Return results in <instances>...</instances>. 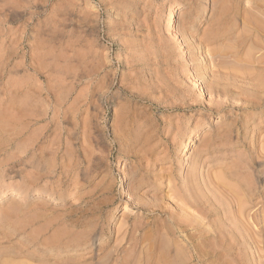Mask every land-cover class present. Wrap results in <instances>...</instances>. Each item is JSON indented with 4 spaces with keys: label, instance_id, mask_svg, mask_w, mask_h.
Listing matches in <instances>:
<instances>
[{
    "label": "rangeland",
    "instance_id": "rangeland-1",
    "mask_svg": "<svg viewBox=\"0 0 264 264\" xmlns=\"http://www.w3.org/2000/svg\"><path fill=\"white\" fill-rule=\"evenodd\" d=\"M246 2L0 0V264H196L170 215L264 264V102L210 92L264 90Z\"/></svg>",
    "mask_w": 264,
    "mask_h": 264
},
{
    "label": "bare ground",
    "instance_id": "bare-ground-1",
    "mask_svg": "<svg viewBox=\"0 0 264 264\" xmlns=\"http://www.w3.org/2000/svg\"><path fill=\"white\" fill-rule=\"evenodd\" d=\"M250 8H254V3H255V0H247L246 2ZM255 11V10H254ZM262 15H264V12H262ZM247 23V22H246ZM252 33H253V37L250 38L251 40H253L254 42H256L257 39H261V38H264V26H261V25H257V26H254V28H252ZM221 32L220 31H216L214 30L211 35L214 36V38L218 35H220ZM226 37V36H225ZM229 39L232 38V35H228L227 36ZM237 38V36H236ZM248 39L249 37L246 35L244 37H241V39ZM240 39V37H239ZM202 41V40H201ZM261 48V47H260ZM262 50V48H261ZM263 54V53H262ZM221 58V57H220ZM252 64V63H251ZM259 66V65H258ZM235 75V74H234ZM247 76V75H246ZM240 78H244V77H241ZM247 78L251 79L252 77H248ZM253 80V79H251ZM261 95L260 97L258 98H255L254 100L250 99V97H248L246 95V97L244 96L246 93L242 92L241 90V87L238 86V85H235V84H224L222 83L221 81V76L219 79H216V81L214 82V86L212 87V89L210 90V92L212 93H215L216 95H220V96H227V97H233L232 99L234 98H237V97H241L242 100H246L245 101V104H249L250 106H253V108L257 107L259 105V103H262L264 102V90H261ZM226 98V97H225ZM247 98V99H246ZM230 100V99H229ZM234 101V100H233ZM227 103V102H226ZM224 103L223 106L226 104ZM251 108V107H250ZM201 139V134H199V132H197V135H195L193 138H191L189 141L186 142V145H185V149H189L193 143H197L199 140ZM257 160V159H256ZM187 161V159H185V162ZM218 179V178H217ZM215 179V180H217ZM218 181V180H217ZM219 182V181H218ZM222 182V181H221ZM220 185V184H219ZM228 185V184H226ZM226 189V188H225ZM224 189V190H225ZM229 189V188H228ZM235 189V188H234ZM232 190V189H231ZM229 191V190H227ZM246 191H250L248 188H246ZM241 195V194H240ZM240 197V196H239ZM235 199V198H234ZM235 202V201H234ZM237 202V201H236ZM237 205V204H236ZM239 205V204H238ZM186 207V206H185ZM240 208V207H238ZM241 211V210H240ZM244 211H245V208H244ZM257 211V210H256ZM263 211V210H262ZM248 212V211H247ZM246 212V216H248V214H250V212L247 214ZM167 210H158L156 211V214H159L160 216H165L167 214ZM154 214V213H153ZM169 214V213H168ZM254 214V213H253ZM170 215V214H169ZM242 215V214H241ZM245 217V216H244ZM251 217H253L251 215ZM246 219V218H245ZM250 220V219H248ZM253 220V219H252ZM246 221V220H245ZM254 221V220H253ZM250 222V221H249ZM252 225V224H251ZM256 225V223H255ZM258 225V224H257ZM165 226V225H164ZM249 227V226H248ZM205 230V229H204ZM194 231V232H192ZM196 231H197V228L195 226H191L190 224H188V222L182 220V219H175L172 215H170V218H169V221H168V233L170 236H172L174 239H181L182 241H184L187 245L186 249H189V253H190V259L192 260L193 263H196V264H202L201 263V254H200V251H199V244H196V238L197 235H196ZM199 231V230H198ZM254 233V232H253ZM206 234L208 235L206 237V241H213L216 239V236H217V232L214 231V230H208L206 231ZM138 240V239H137ZM146 237L143 236V238L139 239L140 242H138L139 246L143 245L144 242L146 241ZM160 242L162 244H166L165 242V239H161ZM232 244V243H231ZM211 245H212V242H211ZM225 245V243H224ZM226 246V245H225ZM199 247V248H198ZM213 247V246H212ZM144 248V247H142ZM151 248V247H150ZM236 248V247H235ZM149 248H147L148 250ZM154 250V249H153ZM202 250V248H201ZM211 250V248H210ZM180 251H178V259H180V261L177 263V264H185L186 261L185 259L182 257L181 255V252L179 253ZM208 258L209 259H212L214 258L213 257V252H210L208 254ZM105 262V261H104ZM145 263V262H144ZM212 264V263H211Z\"/></svg>",
    "mask_w": 264,
    "mask_h": 264
}]
</instances>
